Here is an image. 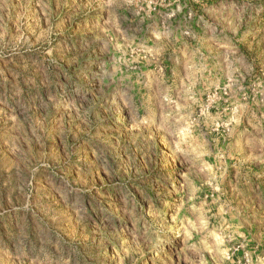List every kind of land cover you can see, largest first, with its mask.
<instances>
[{"label": "rangeland", "instance_id": "rangeland-1", "mask_svg": "<svg viewBox=\"0 0 264 264\" xmlns=\"http://www.w3.org/2000/svg\"><path fill=\"white\" fill-rule=\"evenodd\" d=\"M0 264H264V0H0Z\"/></svg>", "mask_w": 264, "mask_h": 264}]
</instances>
